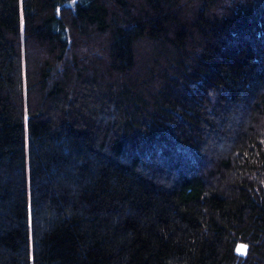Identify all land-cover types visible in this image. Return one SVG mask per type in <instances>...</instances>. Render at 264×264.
I'll use <instances>...</instances> for the list:
<instances>
[{
  "label": "trees",
  "instance_id": "obj_1",
  "mask_svg": "<svg viewBox=\"0 0 264 264\" xmlns=\"http://www.w3.org/2000/svg\"><path fill=\"white\" fill-rule=\"evenodd\" d=\"M0 264H264V0H0Z\"/></svg>",
  "mask_w": 264,
  "mask_h": 264
},
{
  "label": "rangeland",
  "instance_id": "obj_2",
  "mask_svg": "<svg viewBox=\"0 0 264 264\" xmlns=\"http://www.w3.org/2000/svg\"><path fill=\"white\" fill-rule=\"evenodd\" d=\"M241 246H244V251H238V249H241ZM246 249H247V245L245 243H239L237 245V251L240 252V253H245Z\"/></svg>",
  "mask_w": 264,
  "mask_h": 264
},
{
  "label": "snow or ice",
  "instance_id": "obj_3",
  "mask_svg": "<svg viewBox=\"0 0 264 264\" xmlns=\"http://www.w3.org/2000/svg\"><path fill=\"white\" fill-rule=\"evenodd\" d=\"M238 251H244V246H241V249H238Z\"/></svg>",
  "mask_w": 264,
  "mask_h": 264
}]
</instances>
